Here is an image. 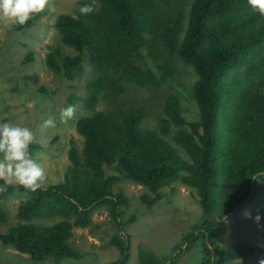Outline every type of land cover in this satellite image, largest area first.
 I'll return each mask as SVG.
<instances>
[{
    "label": "trees",
    "instance_id": "1",
    "mask_svg": "<svg viewBox=\"0 0 264 264\" xmlns=\"http://www.w3.org/2000/svg\"><path fill=\"white\" fill-rule=\"evenodd\" d=\"M91 2L76 0L71 12L58 13L54 21L62 45L76 52L64 53L59 45L45 59L66 81L92 69L85 93L69 94V103L80 100L93 110L75 121L82 150L70 139L61 180L34 192L9 187L0 193V225L8 218L4 201L24 196L15 212L20 221L0 230V245L34 262L78 261L85 253L71 243L74 229L89 227L93 215L105 211L115 226L109 244L119 252L113 264H127L126 227L137 217L126 216L128 197L114 186L120 180L144 186L149 193L139 198L151 209L162 198L160 189L178 181L195 189L203 215L173 257L140 251V264H176L197 242L199 264H218L220 252L226 264L241 262L233 256L264 257L262 244L242 237L226 247L217 241L225 218L248 210L264 191V16L252 12L247 0H97L99 12L81 16L79 6ZM46 13L12 28L26 30ZM187 65L192 79L184 78ZM136 88L151 89L162 106L155 128L145 125L147 104L131 96ZM184 98L194 102L198 119L183 114ZM101 101L107 108L97 110ZM40 147L31 146L33 157Z\"/></svg>",
    "mask_w": 264,
    "mask_h": 264
},
{
    "label": "rangeland",
    "instance_id": "2",
    "mask_svg": "<svg viewBox=\"0 0 264 264\" xmlns=\"http://www.w3.org/2000/svg\"><path fill=\"white\" fill-rule=\"evenodd\" d=\"M75 1L51 0L54 11L46 9V15L41 17L36 25L23 31L14 30L11 23L0 21V122L28 126L34 132L39 145L40 142L47 143V148L40 147L34 152V159L45 171L47 181L45 185L62 179L70 163L68 159V150L72 145L70 139L81 152L83 137L77 133L75 121L80 116L88 115L93 111L87 109L80 100L73 104L69 103V94L85 93V82L93 76L91 67H86L81 79L66 81L60 74L49 69L45 61L51 47L61 45L64 53L76 52L62 45L54 27L57 14L71 12ZM29 52L33 55L32 61L22 63V59ZM190 71L192 72L188 65L183 67L184 78L192 79L187 77ZM41 87L43 90L40 89ZM131 96L138 99V102L147 104L150 114L145 120V125L155 128L158 117L162 114V106L155 101L154 93L151 89L136 88ZM193 103L192 100L183 99L182 105L185 106L183 114L188 119L196 120L198 110ZM69 105L75 109L74 116L67 123H61L60 111ZM105 108H107L105 101H101L96 106L97 110ZM49 116L56 118L57 127L42 131L41 126ZM106 172L115 173L111 168H106ZM114 190L121 191L128 197L126 216L135 214L137 217L135 222L126 227L131 236L130 257L127 264H140L138 260L140 251L161 260L173 257L175 254L173 250L182 236L203 215L195 189L184 186L178 181H173L160 189L162 198L151 209H148L139 198L141 193H149L144 186L128 180H120L114 186ZM23 199L24 196H13L4 201L3 207L8 218L6 223L0 225V230L5 231L20 221L15 212ZM251 205L248 210L242 207L235 212V215L225 218L222 224L223 232L217 238L220 246L226 247L225 245L238 242V238L242 237L253 246L262 244L264 247V191L263 195ZM257 215L260 216L259 221L255 219ZM114 231L115 226L107 213L96 212L93 215V223L87 228L74 229L71 238L72 245L77 250L83 251L84 257L78 261L65 259L61 264L65 262L66 264H113L119 257L117 248L109 244ZM254 256L255 254L248 260L255 259V264H259L261 256L256 255L255 258ZM217 258L218 264L228 262L223 261L226 258H223L221 252ZM233 258L236 262L241 261L239 264H242V260L245 264L252 262L247 258L239 259L234 256ZM202 259L203 252L200 243L197 242L176 261V264H199ZM0 264L54 263L51 259L34 262L27 254L0 245Z\"/></svg>",
    "mask_w": 264,
    "mask_h": 264
},
{
    "label": "clouds",
    "instance_id": "3",
    "mask_svg": "<svg viewBox=\"0 0 264 264\" xmlns=\"http://www.w3.org/2000/svg\"><path fill=\"white\" fill-rule=\"evenodd\" d=\"M97 0L79 6L78 13L87 16L99 12ZM247 5L254 13L264 16V0H247ZM51 7V0H0V21L15 26H24L29 20ZM73 19H77L76 16ZM75 109L69 105L60 111V122L67 123L74 116ZM57 121L54 116L44 120L41 130L55 129ZM37 143L36 136L28 126L11 122H0V193L9 187H22L26 191H37L45 187L46 175L43 167L34 159L31 146ZM40 146L47 148L46 142ZM248 215V214H246ZM256 221L260 216L255 217ZM264 264V257L259 259Z\"/></svg>",
    "mask_w": 264,
    "mask_h": 264
}]
</instances>
